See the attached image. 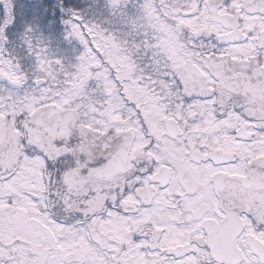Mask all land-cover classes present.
I'll return each mask as SVG.
<instances>
[{"label": "snow or ice", "instance_id": "1", "mask_svg": "<svg viewBox=\"0 0 264 264\" xmlns=\"http://www.w3.org/2000/svg\"><path fill=\"white\" fill-rule=\"evenodd\" d=\"M0 264H264V0H0Z\"/></svg>", "mask_w": 264, "mask_h": 264}]
</instances>
